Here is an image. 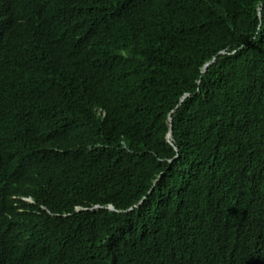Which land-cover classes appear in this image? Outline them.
Segmentation results:
<instances>
[{
  "label": "trees",
  "instance_id": "trees-1",
  "mask_svg": "<svg viewBox=\"0 0 264 264\" xmlns=\"http://www.w3.org/2000/svg\"><path fill=\"white\" fill-rule=\"evenodd\" d=\"M115 4L0 0L6 52H32L48 26L82 22L92 96L130 59L140 85L139 96L112 98L103 119L75 111L46 129L39 107L16 110L0 95V264L256 261L264 256V0H156L135 19L136 5ZM108 21L118 30L106 38ZM144 196L123 214L60 216L91 203L128 209Z\"/></svg>",
  "mask_w": 264,
  "mask_h": 264
},
{
  "label": "clouds",
  "instance_id": "clouds-1",
  "mask_svg": "<svg viewBox=\"0 0 264 264\" xmlns=\"http://www.w3.org/2000/svg\"><path fill=\"white\" fill-rule=\"evenodd\" d=\"M24 1L7 0L16 7L22 6ZM113 2L119 7L126 6L127 3L136 5L132 10L133 19H135L142 7L154 4L156 0H113ZM260 12L261 10L259 14ZM168 15L175 20L180 18L181 13L175 9L174 13ZM6 24L7 17L0 15V95L16 110H20L19 107H39V111L44 115L43 120L38 123L40 127L46 129L63 125L68 115L75 111H96L97 117L103 119L113 111L107 106L112 98L117 96V98L125 99L139 96V79L135 75L133 64L130 63L132 59L123 66L117 77L102 84L97 94L92 96L93 89L91 82L85 76V70L94 55L79 44L85 26L82 22H62L48 26L32 52L5 51L4 29ZM100 28L106 38L110 37L113 29L118 30L117 24L112 21L102 23ZM224 53H226L225 49L219 50L203 65V72H206L217 57ZM188 94L191 95V92ZM177 107L173 108L167 116L166 138L171 144H173V113ZM175 150L178 151V148L176 147ZM153 188L154 185L147 194ZM8 198L15 202V193L9 195ZM21 199L33 203L30 197H21ZM144 199L145 196L138 204L128 209L118 208L113 203L75 205L71 211L62 212L60 216L66 218L82 212L101 211L111 215L123 214L133 210ZM14 247L18 248L16 244ZM250 264H264V256Z\"/></svg>",
  "mask_w": 264,
  "mask_h": 264
}]
</instances>
